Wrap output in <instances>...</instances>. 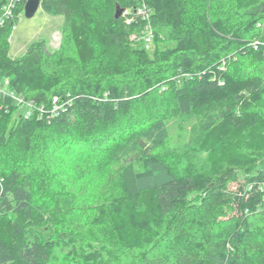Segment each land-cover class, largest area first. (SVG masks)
Here are the masks:
<instances>
[{
  "label": "trees",
  "instance_id": "16d2710c",
  "mask_svg": "<svg viewBox=\"0 0 264 264\" xmlns=\"http://www.w3.org/2000/svg\"><path fill=\"white\" fill-rule=\"evenodd\" d=\"M40 7L55 49L11 58L0 28V82L31 104L0 98V264H264V0ZM73 145L103 159L61 176Z\"/></svg>",
  "mask_w": 264,
  "mask_h": 264
},
{
  "label": "rangeland",
  "instance_id": "374dc122",
  "mask_svg": "<svg viewBox=\"0 0 264 264\" xmlns=\"http://www.w3.org/2000/svg\"><path fill=\"white\" fill-rule=\"evenodd\" d=\"M62 17L50 16L44 13L39 7L33 17L26 18L22 15L16 23V29L13 31L9 38L11 58H17L21 56L27 48L34 42H46V46L50 49H55L60 40V29L62 27ZM170 134L173 140L174 146L182 147L187 144L188 137L190 135L189 128H171ZM85 149L81 146H67L60 152L59 158V172L61 176L63 173H70L72 167L77 164L92 163L96 164L98 159H103L102 152L98 155H92L86 157ZM100 155V156H99ZM63 172V173H62ZM82 182V181H81ZM80 188L83 189V196L89 198L88 202L93 200L91 197L94 194L95 187L92 186L91 182H83L80 184ZM89 195L91 197H89ZM90 201V202H91Z\"/></svg>",
  "mask_w": 264,
  "mask_h": 264
},
{
  "label": "built area",
  "instance_id": "2783aa9c",
  "mask_svg": "<svg viewBox=\"0 0 264 264\" xmlns=\"http://www.w3.org/2000/svg\"><path fill=\"white\" fill-rule=\"evenodd\" d=\"M26 1L27 0H3V5L0 10V28L3 27L7 21H12L15 19H17V21L19 20V18L22 16L21 14L23 13L24 4ZM40 4H41V0H40ZM20 6H22L21 14L17 13V9ZM121 14L124 17L125 22L127 24H130L134 21V18L130 16L131 14H133L132 16H135V17H141L142 20H146V21L148 20V9L143 4L136 7L134 9V13H132L129 9H124L122 10ZM15 29H16V23L13 22L12 33ZM145 30L147 34H145L142 37V39H145L146 42H151L152 32L150 30L149 23H147ZM138 38L139 37L132 35L130 39L138 40ZM4 96H8L9 98H11L14 104L17 106H20L21 108H25L26 110L31 108V104L26 102L24 98L15 95L12 91L9 90L8 80L0 82V98H3ZM63 105L64 104L60 103L57 98H54L52 100L51 114L59 113L60 110L63 108ZM25 114H26L25 116L28 117L30 115V112L27 111Z\"/></svg>",
  "mask_w": 264,
  "mask_h": 264
},
{
  "label": "water",
  "instance_id": "95a60500",
  "mask_svg": "<svg viewBox=\"0 0 264 264\" xmlns=\"http://www.w3.org/2000/svg\"><path fill=\"white\" fill-rule=\"evenodd\" d=\"M40 7V0H27L24 4L23 15L26 18H31ZM122 13V9L116 7L115 10V19H118Z\"/></svg>",
  "mask_w": 264,
  "mask_h": 264
}]
</instances>
